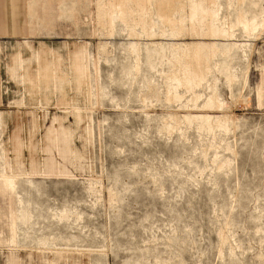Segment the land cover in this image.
<instances>
[{"label":"rangeland","instance_id":"1","mask_svg":"<svg viewBox=\"0 0 264 264\" xmlns=\"http://www.w3.org/2000/svg\"><path fill=\"white\" fill-rule=\"evenodd\" d=\"M22 20L0 43V264H264V0Z\"/></svg>","mask_w":264,"mask_h":264},{"label":"crops","instance_id":"2","mask_svg":"<svg viewBox=\"0 0 264 264\" xmlns=\"http://www.w3.org/2000/svg\"><path fill=\"white\" fill-rule=\"evenodd\" d=\"M24 0H0V43L4 39L21 38L27 34L22 20ZM3 91L0 83V105Z\"/></svg>","mask_w":264,"mask_h":264},{"label":"bare ground","instance_id":"3","mask_svg":"<svg viewBox=\"0 0 264 264\" xmlns=\"http://www.w3.org/2000/svg\"><path fill=\"white\" fill-rule=\"evenodd\" d=\"M196 52V51H195ZM193 56V55H192ZM195 60V59H194ZM188 70V69H187Z\"/></svg>","mask_w":264,"mask_h":264}]
</instances>
